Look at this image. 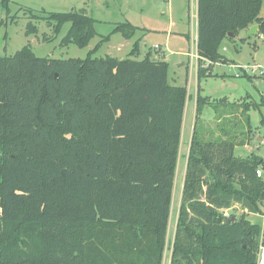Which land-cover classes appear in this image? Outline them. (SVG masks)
Instances as JSON below:
<instances>
[{
    "label": "trees",
    "instance_id": "obj_1",
    "mask_svg": "<svg viewBox=\"0 0 264 264\" xmlns=\"http://www.w3.org/2000/svg\"><path fill=\"white\" fill-rule=\"evenodd\" d=\"M263 5L198 0L199 81L229 62L225 39L254 24L264 35ZM45 20L56 34L70 23L63 45L85 47L98 34L85 8ZM137 30L115 23L85 58L42 57L29 45L0 55V264H163L187 86L151 51L136 58L138 40L125 58L94 56L112 34ZM199 88L170 264H257L264 223L248 214L264 215V159L236 156L232 138L200 136L213 102ZM237 204L240 216L225 214Z\"/></svg>",
    "mask_w": 264,
    "mask_h": 264
},
{
    "label": "rangeland",
    "instance_id": "obj_2",
    "mask_svg": "<svg viewBox=\"0 0 264 264\" xmlns=\"http://www.w3.org/2000/svg\"><path fill=\"white\" fill-rule=\"evenodd\" d=\"M81 8H85L90 16L99 20L98 34L85 47L75 43L63 45L62 38L66 35L70 23H66L61 32L56 34L45 17L51 11ZM196 11L197 0H9L6 5L0 0V55H13L29 45L36 55L42 57L85 58L96 43L112 30L115 23L124 21L138 26L135 36L126 38L120 32L115 33L99 47L94 56L105 57L110 54L125 58L137 40L139 44L135 56L138 59L144 58L149 51L153 58L159 59L156 45L166 51L165 59L170 63L169 78L172 83L186 85L188 96L167 234L168 245L163 264H169L171 259L188 153L197 124L198 87L200 94L208 96L213 102L203 108L198 120L197 130L200 136L206 141L232 138L238 143L235 146L236 156L245 157L255 152L264 159V70L259 68L254 71L252 67L246 70L233 69L229 67L233 66V63H221L213 65L210 69L211 75L202 76L199 81L198 75L181 65L194 50L192 38H196ZM29 22L38 27L37 33L26 34ZM168 36L171 38L167 43ZM258 46L261 49V57L264 55V37L258 33L248 35L247 30L242 31L235 41L225 39L220 51L225 55L224 48H230L235 54L236 62L252 66L255 64V47ZM186 52L188 56L184 55ZM224 97L229 99V103L220 102ZM230 102L246 103L250 109L243 113L241 108L238 109L237 105ZM252 134L254 135L250 139ZM248 140L250 143H247ZM225 214L233 215V218L240 216L242 207H232ZM262 216L264 215L248 214V218L256 223L263 222Z\"/></svg>",
    "mask_w": 264,
    "mask_h": 264
},
{
    "label": "crops",
    "instance_id": "obj_3",
    "mask_svg": "<svg viewBox=\"0 0 264 264\" xmlns=\"http://www.w3.org/2000/svg\"><path fill=\"white\" fill-rule=\"evenodd\" d=\"M196 19H195V24H196V38L198 39V0H197V11H196ZM135 25V24H134ZM244 32H247V30H243ZM258 33V32H257ZM115 34V33H114ZM256 34V33H255ZM113 35V34H112ZM262 37H264V35H261ZM239 37V36H238ZM237 37V38H238ZM110 38H112V37H110ZM171 38V36L169 37H167V43H168V41H169V39ZM235 41V40H234ZM159 48H160V46H159ZM255 49H256V52H255V56H254V61H255V64L254 65H257V66H260V69H263L264 70V55L263 56H261L260 57V52H261V49H260V46H258L257 48L255 47ZM159 53H158V55H159V59H164V60H166L165 59V57H166V51L164 50V49H156ZM224 50L226 51V54H225V56L229 59V62H227L226 64H231V63H233V66H229V67H231V68H242V69H244V70H246L244 67L246 66V65H242V64H240V63H238V62H236V60H234V57H235V54L234 53H232V51H231V49L229 48H227V47H225L224 48ZM188 53L186 52V53H184V55H187ZM108 55H110V54H108ZM110 56H115V55H110ZM188 56V55H187ZM115 57H117V56H115ZM153 58V57H152ZM154 59H156V58H154ZM258 60V61H257ZM167 61V60H166ZM257 61V62H256ZM207 63H209V62H207ZM207 63H205V65L207 64ZM216 64H221L220 62H217V63H215L214 65H216ZM222 64H225V63H222ZM182 66H184L186 69H188L190 72H192L193 71V73L194 74H196V75H198V66H196V63L195 62H193V61H191V58H190V55H189V58L187 59V60H184L183 62H182V64H181ZM208 65V64H207ZM250 66V65H249ZM253 66V65H252ZM251 66V67H252ZM247 73V72H246ZM263 73H264V71H263ZM241 111H243V109L241 108ZM254 135V134H253ZM253 135H250V139L253 137ZM260 140L262 141L263 139L262 138H260ZM247 143H250V140H248V142ZM233 207H238V204L237 205H235V206H233ZM242 212H244V210L242 209ZM228 214V213H227ZM263 217V222H262V224L264 223V216H262ZM175 231H176V228H175ZM175 237V236H174ZM167 245H168V238H167ZM172 245H173V243H172ZM167 248V247H166ZM171 251H172V248H171ZM171 254H172V252H171ZM171 260V259H170ZM164 261V260H163ZM170 264V263H169Z\"/></svg>",
    "mask_w": 264,
    "mask_h": 264
},
{
    "label": "built area",
    "instance_id": "obj_4",
    "mask_svg": "<svg viewBox=\"0 0 264 264\" xmlns=\"http://www.w3.org/2000/svg\"><path fill=\"white\" fill-rule=\"evenodd\" d=\"M192 40H193L192 42H194V50H192L189 53V55H190L191 61L195 62L196 66H198L199 59H200V56H199V53H198V48H197L198 39L197 38H192ZM155 49H159V46L156 45ZM249 67H251V66H245L244 68L248 69ZM252 68L255 71L256 69H259L260 66L253 65ZM257 175L260 176V177L264 176L263 168H258L257 169ZM257 264H264V245L263 244L260 246V250H259V253H258V256H257Z\"/></svg>",
    "mask_w": 264,
    "mask_h": 264
},
{
    "label": "water",
    "instance_id": "obj_5",
    "mask_svg": "<svg viewBox=\"0 0 264 264\" xmlns=\"http://www.w3.org/2000/svg\"><path fill=\"white\" fill-rule=\"evenodd\" d=\"M258 29H259V25H258V24H254V25H252V26L248 29V35H253V34L257 33ZM229 35L232 36V37H235V34L232 33V32H231Z\"/></svg>",
    "mask_w": 264,
    "mask_h": 264
}]
</instances>
